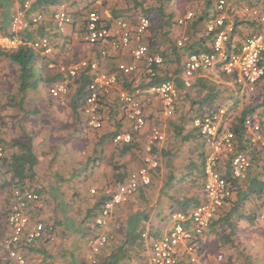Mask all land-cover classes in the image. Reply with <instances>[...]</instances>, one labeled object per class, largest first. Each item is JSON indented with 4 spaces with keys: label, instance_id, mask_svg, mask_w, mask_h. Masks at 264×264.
Returning <instances> with one entry per match:
<instances>
[{
    "label": "crops",
    "instance_id": "1",
    "mask_svg": "<svg viewBox=\"0 0 264 264\" xmlns=\"http://www.w3.org/2000/svg\"><path fill=\"white\" fill-rule=\"evenodd\" d=\"M66 0H46L39 3V0H37L35 3L32 4L31 8L28 11V18H30L33 15H36L37 13H41L43 15L42 20L38 24H33L30 28L21 31L19 35L27 40H37L41 37H48L51 41V44L53 45V52L51 54H45L44 52L40 50L36 51V61H35V70L40 75V79L42 83L48 84L53 81H66L67 85L70 87L68 88V92L64 94L62 97L59 98H51L46 99L45 96L43 97L41 94L37 95L36 99L41 102L45 103L46 108L50 106V102L53 101V105L55 107L54 111L50 112L49 110L43 109L41 111L43 114H46V111L48 114L53 113L57 115L58 122H62L63 124L61 126L52 127L50 122L47 120V118L42 117V122L45 120L44 123H35L32 122L27 124L28 127H26L29 131V134L31 139L29 140L33 146V149L35 150V153L38 157V163L36 165V170L38 171V185L40 187V190L45 201V208L43 211H41L42 218L44 220L49 221L55 231L56 238L54 240H50L48 238L41 240L39 242H36L34 245V248L30 251H28V260L30 264H144L142 256L147 255V259L149 260V255L151 252V249L144 248L146 243L148 242V238L144 240L141 243V246L139 245V241L135 240L133 236L137 235L138 231H142L144 233L145 228L141 227V219L146 225H149L155 229H161L163 232L166 230L169 226L170 220H168V215L171 211L180 209L181 202L185 201L187 198L190 197H197L204 199V188H203V181L205 183V176H204V161L206 157V154L211 150L210 146L207 142V140L202 136H191L189 139H184V135L187 134L188 129H196L192 123L183 122L182 117H190V116H201L205 113L218 110L220 108H227L233 113L234 116L231 117L232 121L241 115V111L246 107L250 105H257L262 101V98L264 96L263 93V87L264 82L262 81L260 83V88L262 89V93L260 96H258V100L255 103L250 102H242L238 101V96L236 94V88H241L239 85L234 84V80L232 82L228 83L226 85V82L224 83L223 80H225V77L222 75L220 70L216 68L207 69L203 71H199L196 76L193 79L194 86L186 87L184 84V69L186 61L188 60V56L190 54L182 51L183 55L181 56L180 63L170 61L169 63L161 64L162 69L160 70V74L166 75L168 74L170 77H172L170 80H173L179 90V95L176 102V111H174L173 114H167L164 111L162 100L157 95H152L150 93H147V89H144L141 87L142 85V78H138V74L141 73V76L145 75L144 71V63H137V68L134 73L131 75H128V79L125 81L122 80V77H124L121 71H119L118 67L120 64H133L135 63V60L131 54V50L129 48L126 49H120V50H114L108 43H99L96 45L88 44L82 40V29L85 24L86 20V13L89 9H96L100 12L104 22L111 26L113 30L118 29L117 25V19L121 17H133L134 18V10L133 6L135 4V0H77L76 2H73L69 6V11L73 17L72 24H69L66 26L64 31H60L55 23L54 15L55 13L61 9L62 3ZM206 2L203 1L202 6L198 9V11H201L204 6L206 5ZM215 3V0H214ZM264 0H228V23H231L235 26L237 24V32L234 33V45L235 47L240 46V44L243 42L245 37H247L250 34L262 32L261 26L258 25L257 19L255 18V15L253 13V10L259 5L263 4ZM211 5V4H210ZM210 11H212V5L210 6ZM214 5V4H213ZM132 8V9H131ZM23 9L22 4L17 0H0V29L4 32H8L11 24V20L13 15H15L17 12ZM214 11V8H213ZM188 12H192L194 15V12L192 10H189ZM187 12V13H188ZM185 13V14H187ZM214 14V13H213ZM212 14V16H214ZM132 15V16H131ZM210 16L207 18L208 20L201 25L200 27H194L192 22H189V20L185 21L184 23H179V19L182 18L181 15L177 14L176 19L178 18V24H174L171 28L165 27V28H159L157 25H155L154 21L151 22V27L149 30L145 33L143 36L141 43H145L149 45V39L151 38L152 34L158 33L159 41L162 38V33L165 31H170L168 34L170 37V40L166 43H163V45L160 46L161 51L162 50H169V45L171 46L172 42H177L181 39L188 40V38H191L194 42L199 37L203 36L204 31L210 32L209 29V20L212 19ZM187 22V24H185ZM207 32V33H208ZM197 36V37H196ZM136 43H133L135 45ZM178 46V45H177ZM234 48V47H231ZM26 49V48H24ZM171 50V49H170ZM17 51V50H14ZM5 52V51H4ZM163 57L160 51H157V53ZM7 58L5 55L1 58ZM170 58H174L173 55L170 56ZM8 59V58H7ZM164 59V58H163ZM175 59V58H174ZM8 68L12 69L15 81H18V67L12 63L11 60H9ZM82 61H88V62H99V69L100 71L108 72V73H115L118 76L121 75V80L118 85V87L106 98H104V106H103V115L105 120H110L108 123H111L112 126H106L102 129H99V136L104 135L105 133H108V131H119L118 128L121 124H126L127 121H123V117L121 113H117V105L115 104L118 102V90L125 88L130 89L132 91L140 90L144 92L143 99L145 104V114L148 118H152V120H155L158 122L162 119V116L167 118L168 116H172V120L169 122V126L166 124L163 125L162 129L159 125L155 124L156 127H159L162 129V131H168L169 138L175 141H179L181 144L178 145L177 148L174 149V146L172 145L171 140H169L166 144V147L168 148H162L164 142L161 144V146L157 147L156 150L160 153L162 162L158 170L153 174V183L155 184L154 190H151L150 187L146 190L138 191L139 193L135 194L128 203L122 205L120 208L124 213L121 215V218H125L126 216H130V221L128 224H116L109 226L107 232H110L109 234V242L108 244L101 250L99 254L96 255L97 262L93 263L90 258V248L88 246V240L91 236L96 235L95 229L97 228L92 224L90 227H84V224L86 222L81 223V218L75 217V212H72V206L70 207L67 205L68 203L75 202L77 199H79L78 196L83 198H89L90 203H84V206H81L80 209L77 208V211H81L86 208H91L94 204L92 202L93 199L90 198L89 193L87 192V187L84 185L85 182H82L85 178V175L79 174V171L76 173L74 172L75 169V162L68 164L64 163H52L54 160L53 155H51V152L53 153V150L57 149L55 146L56 143L60 141V138H56L57 142L53 143V135L55 128H62V130L67 129L66 127L68 120H74L84 117L86 119L85 114L83 112V103L80 104V110L79 116L78 113H75L72 111L73 108L71 107L70 115L72 118L67 116L65 114L66 110H60V107H65L68 105V103H74V105L77 104L79 98L76 95V89L78 87V84H76L75 77L83 72H89V74L94 76L93 71L90 68H82L78 71V73L74 76H69L68 72L64 69H69L73 65H76ZM64 66V67H63ZM88 70V71H87ZM6 77H8V74L4 73ZM134 76V77H132ZM136 76V77H135ZM92 79V78H91ZM177 79L181 80V87L178 86L179 83ZM91 81V80H90ZM90 81L88 83H90ZM87 83V84H88ZM180 83V84H181ZM221 89L225 87L226 89L220 90L219 96L216 97L213 104L209 103H203V100L206 96H209L210 94V88L211 90L213 87H218ZM214 90H217L214 89ZM69 91H71L70 95L68 94ZM13 98V95H12ZM29 98V95L28 97ZM26 98V99H27ZM85 99V98H84ZM202 101V102H201ZM48 102V103H46ZM76 103V104H75ZM48 104V106H47ZM161 104V108L163 111V114L160 113L158 109V105ZM73 105V106H74ZM69 106V105H68ZM116 110H112V107H114ZM49 108V107H48ZM57 108V109H56ZM262 108V107H261ZM259 108V109H261ZM258 109V110H259ZM76 110V109H74ZM40 111V110H39ZM29 112V111H28ZM38 114V109L33 111ZM236 112V113H235ZM75 115V117H74ZM114 115H118L114 117ZM118 119V121H115V119ZM122 120V121H121ZM155 123V122H154ZM126 125L122 126L121 130L126 128ZM182 125L184 126V130L182 131ZM153 126V127H155ZM152 127V128H153ZM144 133L145 131H141L137 133V146L134 149L135 152H121V145L123 143H117L114 141V137H111L106 140L105 142V150L102 151V155L99 154L98 157H103L105 160H114V162H119L117 165V171L114 165H107L109 168L106 169L105 173L98 172L95 175L94 184H102L98 187H102L103 185H106L111 180H115V178H118V175L120 173H127L130 169H135L139 167L140 165H143V156L146 154V148L149 144V136L151 133V129ZM228 128L230 129V125H228ZM181 129L180 133L178 131ZM73 130V129H72ZM92 130V128H91ZM96 130V129H95ZM120 130V131H121ZM197 130V129H196ZM244 130V129H243ZM19 132H22L20 130ZM115 132V134H116ZM198 132V131H197ZM199 133V132H198ZM244 134V131L242 132ZM6 134L7 136H4V140H6V145L8 146L9 143L14 139L13 136H11L13 133H2ZM242 134V136H243ZM89 135H96L95 133H92L89 131ZM245 136V135H244ZM166 138V137H165ZM99 140V139H97ZM96 140V142H97ZM94 143V145L96 144ZM176 143V142H175ZM158 144V145H159ZM247 144L246 137L243 139L236 140V151L237 148L241 145ZM13 149V146H11ZM176 147V146H175ZM257 148H264V145H261L258 143L256 146ZM80 149V148H79ZM93 152L95 151L94 147H92ZM123 150V149H122ZM242 151V150H241ZM55 152V151H54ZM205 153L204 157L202 153ZM76 153V152H75ZM133 153H137L135 158H138L135 160L130 159V156ZM139 153H141L139 155ZM173 154H176L174 158H180L182 159L183 163H180V166L184 167L183 171L180 173V175H177L176 172H173V170H169L167 168V165H170V159L174 156ZM142 155V158H141ZM77 155L76 157H78ZM75 157V156H74ZM141 158V159H140ZM101 159H97V161L94 163L96 167L102 166L103 163H100ZM229 163L230 169V154L224 153L221 163L219 164V167L221 165H225V163ZM117 164V163H116ZM165 165V166H164ZM2 166V165H1ZM6 168V163L4 164ZM120 166V167H119ZM103 167V166H102ZM260 173V176L264 179V166H261V162L258 163V165H253L252 170ZM99 168H96L98 170ZM128 170V171H127ZM260 170V171H259ZM129 171V172H130ZM0 172L3 173V168L0 167ZM73 172V173H72ZM67 173H70L74 177V182H79L77 185H67L71 182L69 179V175H66ZM131 173V172H130ZM159 173V174H158ZM249 174V172H248ZM185 175V176H184ZM84 176V177H83ZM184 176V177H183ZM248 176V175H247ZM183 177V180L181 179ZM86 179V178H85ZM89 179V178H88ZM87 179V180H88ZM86 180V181H87ZM85 181V180H84ZM118 181V180H117ZM152 183V184H153ZM182 186V188L185 187L186 193H177L179 192V189L177 186ZM192 184L200 185L197 186L201 189H195V192L191 191ZM95 189V188H92ZM155 191L157 193V200L155 203L152 204V207L149 211L152 209L151 216L153 218L159 219L160 221L163 219L162 223L158 221H153L148 218H150L148 213L144 212H137L134 213L137 208L140 206L138 205L141 201H144L148 198V194H152ZM57 192V193H55ZM148 192V193H147ZM204 201V200H203ZM59 205L60 207H58ZM82 203V202H81ZM142 203V202H141ZM80 206V204H78ZM251 204H249L250 206ZM55 208H57V223H55L51 217L53 210L55 211ZM82 209V210H81ZM87 209V211H88ZM71 211V212H70ZM166 214L167 218H163ZM261 218L264 220V211L261 213ZM143 215L142 217H139ZM162 216V219L161 217ZM137 222V220H139ZM123 220V219H122ZM121 220V221H122ZM120 226L122 227L121 232L122 234H119L120 232ZM168 226V227H167ZM155 229L149 228L147 233L154 234V232H160V231H152ZM98 233L101 232L97 228ZM105 231V228L102 230ZM7 232V231H6ZM97 233V234H98ZM142 233V234H143ZM6 235V233H5ZM138 247L141 248V250L138 251ZM5 249V248H3ZM6 250V249H5ZM21 250V249H20ZM23 252V251H22ZM147 260V263H148Z\"/></svg>",
    "mask_w": 264,
    "mask_h": 264
},
{
    "label": "built area",
    "instance_id": "2",
    "mask_svg": "<svg viewBox=\"0 0 264 264\" xmlns=\"http://www.w3.org/2000/svg\"><path fill=\"white\" fill-rule=\"evenodd\" d=\"M23 9L13 15L8 32L0 29V51H14L20 48L40 50L45 54L53 52V45L48 37L37 40H27L19 33L38 24L43 15L37 13L28 18V11L37 0H17ZM77 0H66L55 15V23L60 31L72 24L73 17L69 11L71 3ZM228 0H215L214 16L209 20V31L215 32L213 50L211 52H191L184 69V84L191 87L193 79L199 71L216 68L226 76L231 77L242 91L254 92L264 77V3L259 4L253 13L262 32L253 33L245 37L240 46L235 47L234 25L228 23ZM193 13L188 12L179 19V23L192 19ZM118 29L115 31L107 25L100 12L89 9L82 31V40L88 44L108 43L114 50H131L135 60L133 64H120L118 69L124 75H131L136 71L137 63H144V71L150 76L159 74L158 67L163 63V57L150 52L148 44L141 43L145 33L151 27L149 15L121 17L117 19ZM185 39L177 42L183 46ZM133 43H136L133 45ZM234 47V48H231ZM64 67V66H63ZM82 68H90L94 76L87 87L83 112L86 124L92 129L103 126L104 98L108 97L119 85V76L115 73L100 71L99 62L82 61L69 69H64L69 76H75ZM48 93L59 98L68 92L66 81H53L47 86ZM147 93L157 95L167 114H173L179 90L173 80L162 82L148 88ZM144 92L122 88L118 90L117 111L127 121V127L118 131L114 136L117 143L128 144L136 133L143 130L146 124ZM230 111L220 108L215 111L196 116L192 120L193 126L208 142L210 151L204 161V201L188 210L177 209L169 213V227L158 236L143 233L150 243V255L147 264H227L225 255L218 253L213 257H205L206 238L213 218L224 207L233 193L231 183L219 171L224 153L230 154L231 172L233 177L244 179L252 166L246 151H236V135L228 128ZM244 135L248 146L254 147L258 143L264 145V107L247 116L244 121ZM165 140V133L159 127H153L149 136L143 165L132 171L124 181H119L113 189L107 190L108 198L95 219V226L101 230L88 240L90 258L97 262L96 255L107 245L108 236L102 231L110 221L116 209L128 203L131 197L142 187L152 182L153 172L159 166L157 145ZM4 156V149L0 146V158ZM96 190L91 189L94 193ZM45 201L42 194L30 188L14 185L12 203L7 214L9 231L3 238V244L8 251V257L13 264H29L21 253L24 243H32L46 233L48 239L56 238L52 224L35 219L31 213L34 209H42ZM264 217V215H262Z\"/></svg>",
    "mask_w": 264,
    "mask_h": 264
},
{
    "label": "rangeland",
    "instance_id": "3",
    "mask_svg": "<svg viewBox=\"0 0 264 264\" xmlns=\"http://www.w3.org/2000/svg\"><path fill=\"white\" fill-rule=\"evenodd\" d=\"M138 2H140L142 4V6H140V9H152L151 13H149L150 17H153L157 12L155 10H153V8L157 7L159 5V1L160 0H137ZM165 7L168 10H172L174 11V13L181 15V17H183L185 15V13H187L189 10H192L193 12H198V9L203 5L202 2L203 1H209V0H165ZM212 2H214V0H212ZM135 5V4H134ZM139 9V10H140ZM187 24V22L185 23ZM8 64L9 61L7 58L3 57L0 58V146L3 147L4 149V156L6 155L8 156L11 151H12V147H11V142L9 143V145L7 146L6 140H4V136H7L6 134H2V133H8V131L10 133H13L11 136H13V138H18V137H26L30 136L29 134V130L26 128L28 127L27 124L29 123H41L42 122V117L47 118V120L50 122L52 127H56V126H61L63 123L60 121L58 122V118L57 115L50 113L48 114L47 111L49 110L50 112L54 111L55 107L52 106L53 105V101L50 102V106H45V103H41L39 102L36 97L37 95L41 94L43 97L45 96L46 99H51V95L48 93L47 90V84L46 83H42L41 79H39V86L36 90H31L28 92L29 98H27L28 100L26 101V104H24V107H22L20 101H21V96L22 94H20V92L18 91V81H15V77L13 74L12 69L8 68ZM4 73L8 74V77H6L4 75ZM39 73V72H38ZM168 75V74H167ZM138 78H141V73L138 74ZM169 76V75H168ZM134 77V76H132ZM225 80L224 83L226 82V85H228V83L232 82V78L228 77V76H224ZM236 94L238 96V101H242V102H247L250 104V102L255 103L258 100V96H260V94L262 93V89L260 88V86H258L257 90H255L254 92H245L242 91L241 88H236ZM71 91H69V95ZM13 95V98H12ZM48 103V102H46ZM76 104V103H75ZM69 105V106H68ZM68 105L65 107L62 106L59 109L60 110H66L65 114H67V116H69L70 118H72L70 115H68L70 113L71 107L73 108L74 103H68ZM81 106H77L76 110H74L73 108V112L78 113V116L80 115L79 112L80 110H78ZM160 107V109H159ZM38 109V114L33 112L35 110ZM43 109L47 110L46 114H43L41 111H43ZM57 109V108H56ZM158 109L160 111V113L163 114L162 108H161V104L158 105ZM40 110V111H39ZM29 111V112H28ZM176 111V110H175ZM236 113V112H235ZM241 113V112H240ZM234 111L233 113L231 112L230 117L234 116ZM74 115V117H75ZM164 115V114H163ZM118 115H114V117ZM165 116V115H164ZM164 116H162V119L158 122H156L155 120H152V118H148L145 114V118H146V124L144 126V133L146 134V132L148 130H150V128H152L153 126H155V124L159 125L162 129L163 125L167 123V125L169 126V122L170 120H172V116H168L167 118H165ZM124 121L125 118H123ZM232 120V119H231ZM67 123L66 127H68L65 130H62V128H55V132H54V139H53V143L57 142L56 138H60V141L58 143L55 144V146L57 147V149L53 150V153L51 152V155H53L52 157H54V160L52 163H64V164H68L69 162L74 163L75 162V171L74 172H78L79 174L85 175V183L84 185L88 186L87 188V192L90 195V198L93 199L94 201L92 202V204L95 203L96 197H98V195H107L106 191L113 189L117 186L118 182L117 179L115 178V180H111L110 182H108L106 185H103L102 187H98L100 185L98 184H94V180L91 179L94 178L95 179V175L100 172L105 173L106 174V169H108L109 165H114V167L116 168L115 170L117 171V165L119 162H114V160H105L103 157H98V155L100 153H96L97 152H101L105 150V144L101 147L99 146V140L100 136H99V130H95L87 127L86 122L84 117L79 118V119H74V120H68V118H66ZM106 121V120H105ZM107 120V126H112L111 123H108ZM115 121H118V119L116 118ZM45 120H43V122L41 124H46L44 123ZM155 122V123H154ZM126 125V124H124ZM127 127V125H126ZM73 129V130H72ZM20 130H22V132H19ZM165 130V129H164ZM89 131H91L92 133H95L96 135H89ZM166 132V131H164ZM32 137V136H31ZM165 140L163 141L164 144L162 146V148H168L167 150H169V147H166V144L169 140H171L172 145L174 146V149L178 147L179 144H181L179 141H175L169 138V134L168 131L166 133L165 136ZM97 140V142H96ZM96 142V144L94 145V143ZM162 142V143H163ZM170 142V141H169ZM161 143V144H162ZM161 145H157V147H160ZM176 146V147H175ZM92 147H94L95 151L93 152ZM80 148V149H79ZM55 151V152H54ZM76 152V153H75ZM135 152V151H134ZM102 153V152H101ZM159 153V152H158ZM141 153H139L140 155ZM77 155H79L78 157H76ZM137 155V153H133L130 156V159H134L135 156ZM174 156L170 159V165H167V168L169 170H173V172H176L177 175H180V173L183 171L182 166H180V163L182 162V159L180 158H174L175 156H177L176 154H173ZM75 156V157H74ZM138 156V155H137ZM160 153H159V165H161L162 159H161ZM142 158V155H141ZM140 158V159H141ZM90 159V162H88ZM94 159H101L100 163H103V167L102 166H98L96 168H99L98 170H94L91 174L90 171L85 172L82 170V168L84 166L86 167H91L88 164H90L91 162L94 161ZM138 158H135V160ZM6 163L5 160L0 159V167L3 168V173L0 172V264H13L12 261L9 263L8 261V251L6 249V247L3 244V238L5 236V231L7 228L4 227L6 225V215L7 210L9 211V207L12 203V193H13V186H8L7 182L8 179L10 178V175L6 172L7 167L5 168L4 164ZM108 166H107V165ZM2 165V166H1ZM141 166V165H140ZM139 166V167H140ZM165 166V165H164ZM120 167V166H119ZM139 167L132 169V171L137 170ZM128 171V170H127ZM130 171V169H129ZM132 172V171H130ZM73 173V172H72ZM155 174V172L153 173ZM159 174V173H158ZM66 175H69V179L71 180V182L67 185H77V183L79 182H74V177L73 175H71L70 173H67ZM154 176V175H153ZM152 176V183L153 181H155V179H153ZM84 177V176H83ZM89 178V179H88ZM88 179V180H87ZM84 180V179H83ZM87 180V181H86ZM83 182V181H82ZM154 186L155 184H151L150 189L154 190ZM183 184L181 186H177V188L179 189V192L177 193H186L185 187L182 188ZM197 186L200 185H193L190 186L191 187V191L195 192V189H201ZM95 188L96 192L92 193L91 189ZM31 189V188H30ZM32 189L36 190V189H40L38 182L36 184H34L32 186ZM140 192V191H139ZM137 192V193H139ZM57 193V192H55ZM135 193V194H137ZM148 193V192H147ZM134 194V195H135ZM133 195V196H134ZM132 196V197H133ZM79 199H77L75 202H73V204L68 203L67 205H69L70 207L72 206V212H75V217H77V219L80 217L81 218V223H83L84 220V216L87 212L86 208L85 210L81 209V211H77V208L80 209L81 206H84V203H90L89 202V198H85V200H83V198H81L80 196H78ZM108 197V195H107ZM131 197V198H132ZM131 200V199H130ZM129 200V201H130ZM157 200V193H155V191L151 194H148V198L144 201H141L138 205L140 206L139 208H137L136 210H134V213L137 212H144V213H148L150 216V220L153 221H158L159 219L153 218V216H151V210L150 212H146L149 211L152 207V204L155 203V201ZM82 202V203H81ZM57 205V203H55ZM80 204V206L78 205ZM58 207H60L59 205H57ZM122 208H118L115 210V212L113 213L110 221L108 222L107 226L105 227V234L108 236V242H109V233L107 232L109 226L112 225H116V224H128V222L130 221V216H126L125 218H121V215L124 213V209L123 211L121 210ZM57 208H55V211L53 210L52 213V217L50 218L51 221L53 219V221L55 223H57L58 219H57ZM71 212V211H70ZM7 213V214H6ZM42 216V215H41ZM143 215L139 216L142 217ZM162 219V216H160ZM35 219H39L42 220L44 222H49V221H45L42 218H37L34 217ZM164 219L167 218L166 214L163 217ZM123 219V220H122ZM122 220V221H121ZM139 220H137V222H139ZM160 221V220H159ZM165 220H161L160 222L162 223ZM131 222V221H130ZM50 223V222H49ZM141 223V227L143 225V227L145 228V233H147L149 228L151 229H155L149 225H146L143 220L141 219L140 221ZM92 224L95 223L94 221L91 219L88 223L84 224V227H90ZM92 227V226H91ZM4 229V230H3ZM122 227L120 226V232L119 234L123 235V232H121ZM152 231H161V229H155ZM95 233L97 234V228L95 229ZM92 237V236H91ZM90 237V238H91ZM231 239L230 241H227L225 243H223L222 239H218L217 236L213 235L211 236V238H206V249H205V257H213L218 253H223L225 255V259L226 262L228 264V262L232 261L234 264H264V220L260 217V221H256V222H249V221H241L237 227L235 232L231 235ZM137 240V239H136ZM146 240V239H145ZM88 242V241H87ZM146 244L144 246V248L149 249L150 247V243L146 242L143 243ZM5 247V249H3Z\"/></svg>",
    "mask_w": 264,
    "mask_h": 264
},
{
    "label": "trees",
    "instance_id": "4",
    "mask_svg": "<svg viewBox=\"0 0 264 264\" xmlns=\"http://www.w3.org/2000/svg\"><path fill=\"white\" fill-rule=\"evenodd\" d=\"M43 1H46V0H39V3ZM165 3H166L165 0H160L159 5L153 8V10H155L157 13L153 17H150L151 22L154 21L155 25H157L159 28L161 27L162 29L165 27L171 28L174 24H178V18L176 19L177 14L174 13V11L172 10L166 9ZM210 4L212 5V11H210V8H209ZM213 4L214 2H212V0H209L208 2H206V5L201 11L194 12L193 17L192 19H190L189 22H192L194 27L201 28V25H203L208 20L207 18L212 16V14L214 13ZM140 6H142V4L138 2L137 0H135V5L133 6L134 7L133 10L135 14L133 16H137L140 14L149 15V13H151L152 9H149V10L142 9L141 10ZM207 32L204 31L203 36L196 39L195 42L191 38H188V40H186V43H184L183 46H177L175 42H172L171 46L169 45L168 51L167 49L166 50L164 49L161 51L160 46L163 45V43H166L170 40V37L168 35L170 31L163 32L162 33L163 35L160 41L158 38L159 32L154 33L149 39L150 52L152 53H157V51L161 52L164 58L162 65L164 63H169L170 61H174V62L177 61L180 63L181 56L183 55L182 53L183 50L187 53L189 52L190 53L191 52H211L213 50V41H214L215 32L213 31H210L208 33ZM236 32H237V24H235V27H234V33ZM4 55L9 60H11L14 65L18 67V72H19L18 73V80H19L18 91L20 92V94H22L20 103L22 107H24V104H26V101L28 100L26 98L28 97V95H30L28 94V92L31 90H36L39 86L38 80L40 79V75H38V73L35 70V61H36V56H37L36 51L34 49H24V48H20L17 51H5V52L0 51V58ZM172 55L175 59L170 58V56ZM161 69L162 67L161 65H159L158 67L159 74L153 77L146 73L144 76L142 75L141 78L143 77V80H142L143 83L141 87L144 89H148L151 86L162 82L163 80H169L172 78L168 76L167 74L166 75L160 74ZM89 72H83L77 75L76 77L74 76L76 79L75 80L76 84H78V87L76 89V92H77L76 95L79 98L77 104L73 106L74 109H76L77 106H80V104L83 103V100L85 96L87 95V87L89 84L88 82L92 78V75L89 74ZM122 75L124 76L122 77L123 81H125V79L127 80L129 77L124 74ZM222 75L226 76L224 73H222ZM120 78H121V75L119 76V80H121ZM177 81L179 83L178 86L181 87L182 85L181 80L177 79ZM262 81L264 82V77L261 80V82ZM234 84L238 86V84L235 81H234ZM69 87L70 85L68 86V88ZM216 88L217 90H214ZM222 89H226V88L223 87L220 89L219 86L213 87L212 90L210 88V94L208 93L209 96H206L203 102L201 101L202 102L201 104L203 103L213 104L214 100L216 99L217 96H219L221 92L220 90ZM263 93H264V87H263ZM116 105L117 103L115 104V106ZM115 106L112 107L113 111L116 110L114 109ZM261 107H264V96L260 103H258L255 106L254 105L246 106L241 111V115L239 117H236L233 121L232 120L230 121L229 123L230 129L233 130V132L235 133L237 140L240 141L242 138L243 139L245 138L242 132L244 131L243 130L244 121L247 118V116L251 115L252 113L257 111ZM116 112L118 113L117 110ZM193 118H194L193 115L190 117L184 116L182 117V121L184 123L188 122L190 124L192 123ZM86 126L89 127L88 125ZM105 126H106V122H104L103 126L99 129H102ZM122 126H124V123L119 126L118 128L119 131L122 129L121 128ZM99 129H96V130H99ZM183 130H184V126L182 125V131ZM180 131L181 129L178 131V133H180ZM115 132L116 131H112V132L108 131V133H105L104 135L100 136L99 146L102 147L105 144L107 139L114 137ZM25 136L26 137L14 138L11 141V146H13L11 153L8 156L6 155L5 157H1L0 159L3 158V160L6 161V167H7L6 172L10 175V178L8 179V182H7L8 186L16 185L21 188H31L32 189V186L36 184L38 182L37 179H39L38 171L36 170V165L38 163V157H37V154L35 153V150L33 149L31 142L29 141L31 139L30 138L31 136H27V135ZM191 136L193 137V136H202V135H200V133H198L196 129L192 128V129H188L187 134H185L183 138L186 140V139H189ZM136 138H137V133L134 135L133 140L130 143L128 144L123 143L121 145V148L123 149V150L121 149V152H127V151L134 152V149L136 148L138 144ZM241 150L246 151L249 154L251 162H252V166L246 178L239 179V178L233 177L229 163L227 162L225 163L224 166L221 165L219 167V171L221 172L223 177L226 178L231 183L233 187V193L228 198L224 207L221 208L219 213L213 218L210 229L207 233V238H211V236L215 235L218 237V239H222L223 243L232 240L231 235L235 232L237 225L241 221H249L251 223L260 221V217H261L260 213L264 211V179L262 178V176H260V173L257 171L258 169L255 168L256 172L252 170L253 165H258L259 162H261V166H264V148L259 149L257 147H250L248 146V144H245V145L243 144L237 148V151H241ZM96 153H100L102 155L101 152L96 151ZM202 155L204 157L205 153L203 152ZM96 161L97 159H94L93 162L88 164L91 167H86L87 166L86 165L82 168V170L85 172L90 171V174H91L96 169V166L94 165ZM88 162H90V159ZM159 167L160 165L152 172L153 173L156 172ZM128 175H129L128 172L126 174L120 173L118 175L117 180L124 181ZM183 177L181 178L182 180H183ZM84 180L83 182H85ZM151 184H149L147 187H142L139 191L146 190L147 188L151 186ZM204 184L205 183L203 181V184H202L203 188H204ZM36 191L41 192L40 189H36ZM107 198H108L107 195H98V197H96L94 205L91 208H89L88 211L86 212L83 222L88 223L91 219L95 222V219L100 214L101 208L103 204L106 202ZM203 200L204 199L200 197L197 198L194 196L187 198L185 201H182L180 203L181 204L180 209L188 210L192 207H195L201 204ZM249 204L251 205L249 206ZM44 208L45 206L42 209H37V210L34 209L31 215L33 217L42 218L41 211H43ZM7 213H8V210H7ZM45 223L47 225L51 224L49 222L48 223L45 222ZM6 226L8 228L6 229V231L8 232L9 225H8L7 215H6V225L4 227ZM142 233H143L142 231H138L137 235L133 236L134 239L132 240V241H135L137 239L140 242L139 243L140 246H141V243L145 240ZM160 233L161 232H154V234H151V235L158 236ZM46 238H48L47 233L43 237L34 240L32 243L22 244L21 253L26 257L28 262H29L27 258L29 256L28 251L34 248V245L36 244V242H39ZM139 250H141L140 247H138V251ZM142 259H143V263L147 264V260H148L147 255L142 256ZM8 261L10 263L11 259L8 258ZM228 264H234V263L230 261L228 262Z\"/></svg>",
    "mask_w": 264,
    "mask_h": 264
},
{
    "label": "clouds",
    "instance_id": "5",
    "mask_svg": "<svg viewBox=\"0 0 264 264\" xmlns=\"http://www.w3.org/2000/svg\"><path fill=\"white\" fill-rule=\"evenodd\" d=\"M230 121H231V117H230Z\"/></svg>",
    "mask_w": 264,
    "mask_h": 264
}]
</instances>
